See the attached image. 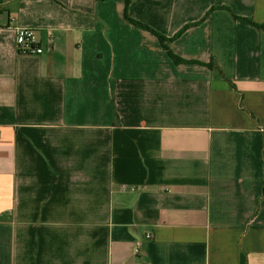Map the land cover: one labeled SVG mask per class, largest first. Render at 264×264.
<instances>
[{
    "label": "crops",
    "instance_id": "obj_1",
    "mask_svg": "<svg viewBox=\"0 0 264 264\" xmlns=\"http://www.w3.org/2000/svg\"><path fill=\"white\" fill-rule=\"evenodd\" d=\"M0 264H264V0H0Z\"/></svg>",
    "mask_w": 264,
    "mask_h": 264
},
{
    "label": "built area",
    "instance_id": "obj_2",
    "mask_svg": "<svg viewBox=\"0 0 264 264\" xmlns=\"http://www.w3.org/2000/svg\"><path fill=\"white\" fill-rule=\"evenodd\" d=\"M17 48L22 53H36L40 54L44 51V48L39 45L36 32L30 27H18L16 36ZM152 234L147 232L144 237L137 241L135 252H139L143 246V243L148 238H151Z\"/></svg>",
    "mask_w": 264,
    "mask_h": 264
},
{
    "label": "trees",
    "instance_id": "obj_3",
    "mask_svg": "<svg viewBox=\"0 0 264 264\" xmlns=\"http://www.w3.org/2000/svg\"><path fill=\"white\" fill-rule=\"evenodd\" d=\"M156 34L159 36V38L161 39V41L163 42V44H164L165 47L167 48L169 54L174 58V60H175L176 62H178V63H182V62H187V63L196 62V61H191V60H186V59L180 58L179 56H177L176 54H174V53L170 50L169 46L166 44L165 37H164L162 34H160V33H157V32H156ZM198 63H200V62H198ZM209 66L214 67V64H213V63H209Z\"/></svg>",
    "mask_w": 264,
    "mask_h": 264
}]
</instances>
